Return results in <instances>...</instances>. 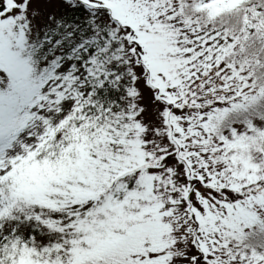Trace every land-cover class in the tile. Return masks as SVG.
I'll use <instances>...</instances> for the list:
<instances>
[{"label":"snow or ice","instance_id":"1","mask_svg":"<svg viewBox=\"0 0 264 264\" xmlns=\"http://www.w3.org/2000/svg\"><path fill=\"white\" fill-rule=\"evenodd\" d=\"M0 264H264V0H0Z\"/></svg>","mask_w":264,"mask_h":264}]
</instances>
